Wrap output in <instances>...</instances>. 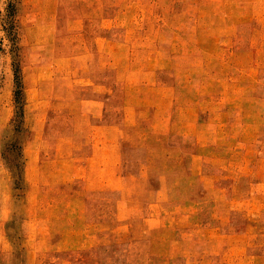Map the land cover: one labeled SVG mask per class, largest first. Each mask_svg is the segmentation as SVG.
<instances>
[{
	"label": "rangeland",
	"instance_id": "1",
	"mask_svg": "<svg viewBox=\"0 0 264 264\" xmlns=\"http://www.w3.org/2000/svg\"><path fill=\"white\" fill-rule=\"evenodd\" d=\"M12 2L0 264H264V0Z\"/></svg>",
	"mask_w": 264,
	"mask_h": 264
},
{
	"label": "trees",
	"instance_id": "2",
	"mask_svg": "<svg viewBox=\"0 0 264 264\" xmlns=\"http://www.w3.org/2000/svg\"><path fill=\"white\" fill-rule=\"evenodd\" d=\"M16 6L12 0H9L6 11L4 15H1L0 12V32L5 31L7 38L11 43V49L14 51L16 48V32L14 30V17L16 15ZM0 39L2 36L0 35ZM15 74H16V89H15V102H16V114H15V126L17 128L20 127L21 123H23L24 116V92H23V83L22 79L19 75V67L15 66Z\"/></svg>",
	"mask_w": 264,
	"mask_h": 264
}]
</instances>
